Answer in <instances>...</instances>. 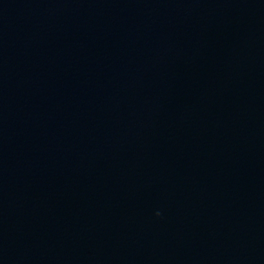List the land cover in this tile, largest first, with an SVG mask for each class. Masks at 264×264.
I'll return each instance as SVG.
<instances>
[{"label":"water","instance_id":"obj_1","mask_svg":"<svg viewBox=\"0 0 264 264\" xmlns=\"http://www.w3.org/2000/svg\"><path fill=\"white\" fill-rule=\"evenodd\" d=\"M0 264H264V0H0Z\"/></svg>","mask_w":264,"mask_h":264}]
</instances>
